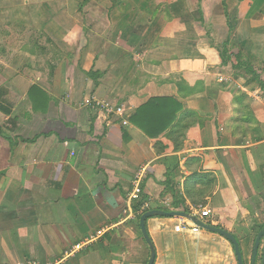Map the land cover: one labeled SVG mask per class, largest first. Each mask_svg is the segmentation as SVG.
Masks as SVG:
<instances>
[{
	"label": "crops",
	"instance_id": "crops-1",
	"mask_svg": "<svg viewBox=\"0 0 264 264\" xmlns=\"http://www.w3.org/2000/svg\"><path fill=\"white\" fill-rule=\"evenodd\" d=\"M152 98L180 105L155 137L131 120ZM152 209L252 264L264 0H0V264H147ZM186 221L148 217L154 264H239Z\"/></svg>",
	"mask_w": 264,
	"mask_h": 264
},
{
	"label": "trees",
	"instance_id": "trees-1",
	"mask_svg": "<svg viewBox=\"0 0 264 264\" xmlns=\"http://www.w3.org/2000/svg\"><path fill=\"white\" fill-rule=\"evenodd\" d=\"M247 70L252 72L254 77L260 80V76L254 70L250 68H247ZM169 107L167 99L152 98L138 108L137 112L131 117V120L150 137L158 136L166 131L171 124H173L180 105L176 110H169ZM147 113L149 114L148 117ZM163 122L166 123L163 124ZM259 227L261 230V228H264V224ZM261 255L263 257V253Z\"/></svg>",
	"mask_w": 264,
	"mask_h": 264
},
{
	"label": "water",
	"instance_id": "water-1",
	"mask_svg": "<svg viewBox=\"0 0 264 264\" xmlns=\"http://www.w3.org/2000/svg\"><path fill=\"white\" fill-rule=\"evenodd\" d=\"M153 215H168V216L189 218L205 229H209L211 231L221 233L222 235L228 237V239L233 243L234 248H235V253L237 255L238 263L239 264H245L244 259H243V255H242V251H241V247H240V243H239L238 239L236 238V236H234L229 231L222 229V228H218L216 226H212L208 223H205L204 221L199 219L197 216H195L189 212H186V211H165V210H160V209L149 210V211L145 212L141 216V219H140V227H141L142 233H143L147 243L149 244V247L151 250V255H150V258H149V261L147 264H154L155 259H156V248L154 246L152 239L150 238V235H149L148 229H147V225H146V221H147L148 217L153 216ZM262 240L264 243V228L262 230H260L256 236L255 243H254V249H253L252 264H255V262H256V258H257L259 248H260V244H261ZM263 249H264V247H263Z\"/></svg>",
	"mask_w": 264,
	"mask_h": 264
},
{
	"label": "built area",
	"instance_id": "built-area-1",
	"mask_svg": "<svg viewBox=\"0 0 264 264\" xmlns=\"http://www.w3.org/2000/svg\"><path fill=\"white\" fill-rule=\"evenodd\" d=\"M119 111H121V109H119ZM144 170H145L144 168H141L140 171L137 173V175H136V179H137V180L141 179ZM138 197H139V195H138V191L134 192V193L132 194V196H131V198H133V199H136V198H138ZM200 215H201V217H207V216L210 215V211L207 210V209H203V210L201 211V214H200ZM191 221H192V220H191ZM182 229H184V230H189V231H191L192 233L197 234V233L199 232V230L201 229V226L198 225L197 223H195L194 221H192L191 223H190V221H186V222H184V224L182 225ZM76 247L79 248V249L81 248L80 245H77Z\"/></svg>",
	"mask_w": 264,
	"mask_h": 264
},
{
	"label": "rangeland",
	"instance_id": "rangeland-1",
	"mask_svg": "<svg viewBox=\"0 0 264 264\" xmlns=\"http://www.w3.org/2000/svg\"><path fill=\"white\" fill-rule=\"evenodd\" d=\"M263 241V240H262ZM260 247H261V245H260ZM261 249V248H260Z\"/></svg>",
	"mask_w": 264,
	"mask_h": 264
}]
</instances>
